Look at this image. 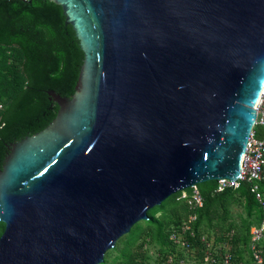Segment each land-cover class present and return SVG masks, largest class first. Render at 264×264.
<instances>
[{
	"label": "water",
	"instance_id": "1",
	"mask_svg": "<svg viewBox=\"0 0 264 264\" xmlns=\"http://www.w3.org/2000/svg\"><path fill=\"white\" fill-rule=\"evenodd\" d=\"M83 52L56 117L0 169V264H105L149 212L240 178L264 90V0H47Z\"/></svg>",
	"mask_w": 264,
	"mask_h": 264
},
{
	"label": "trees",
	"instance_id": "2",
	"mask_svg": "<svg viewBox=\"0 0 264 264\" xmlns=\"http://www.w3.org/2000/svg\"><path fill=\"white\" fill-rule=\"evenodd\" d=\"M0 47L18 49L22 55L20 77L12 72L16 85L11 101L4 111H0L1 169L12 143L41 131L56 117L59 108L53 105L47 92L53 90L64 97L74 94L83 52L72 27L65 23L61 7L47 0H0ZM211 183V186L205 188L199 185L206 202L199 212L197 227L214 229L210 226L213 221L211 214L216 210L213 205L221 201L242 204L251 219L247 221L244 230L237 225L229 226L240 229L239 242L243 246L239 249L241 256L249 243L248 231L254 222L252 218L258 217L257 224H260L263 210L250 192V184L243 183L237 192L227 191L212 196L216 182ZM260 189L264 193V183H260ZM171 199L174 200L173 197L168 200ZM165 202L160 209L166 205ZM173 208L176 209L175 217H170L167 212L161 218H156L150 211V219L145 222V228L138 226L132 229L129 236L134 237L128 241L131 247H124L127 251H122L121 264H130L137 255L134 249H138L141 245L138 243L147 238L159 246L160 250L169 246L165 230L177 224L186 210L184 205L177 202ZM0 225L3 227L1 237L5 226L3 223Z\"/></svg>",
	"mask_w": 264,
	"mask_h": 264
},
{
	"label": "built area",
	"instance_id": "3",
	"mask_svg": "<svg viewBox=\"0 0 264 264\" xmlns=\"http://www.w3.org/2000/svg\"><path fill=\"white\" fill-rule=\"evenodd\" d=\"M255 109L257 118L243 155L240 178L235 183L228 179L216 181L212 191V196L237 192L243 183H248L250 192L263 210L260 224L250 228L249 243L241 256L239 249L243 246L239 242V228L227 227L219 231L197 227L199 212L205 207L206 200L196 185L172 196L173 201L184 205L186 210L177 224L165 230L169 246L154 250L149 238L142 240L130 264H150L148 259L151 256L155 259L153 264H264V193L260 189V183H264V90Z\"/></svg>",
	"mask_w": 264,
	"mask_h": 264
},
{
	"label": "rangeland",
	"instance_id": "4",
	"mask_svg": "<svg viewBox=\"0 0 264 264\" xmlns=\"http://www.w3.org/2000/svg\"><path fill=\"white\" fill-rule=\"evenodd\" d=\"M21 63H22V55L20 53V51L18 49L15 48H3L0 47V105L3 106V110H5V108L7 107L8 103L11 101V97L14 93L13 89H14V85L15 81H13V73L15 72V74L20 77L21 73H20V68H21ZM1 111V112H2ZM0 112V113H1ZM212 183L208 182L205 184L200 185V187L202 186L203 188L211 186ZM172 198V197H171ZM165 206L162 207V209H160L161 207H156L153 210H151V214H155L156 218H161L162 215H164L165 213H169L170 217H175V210L173 208L175 202L171 200H168L167 202H165ZM216 210L212 212L211 217H212V223H210L211 228H214L215 230H223L231 225H237L239 226L242 230H244V226L246 225L247 221L251 218H249V216H247L245 208L242 204H231V203H227L226 201H221L218 204L213 205ZM258 217H254L252 218V220L254 221L253 224L249 227V231L250 228L257 224L258 222ZM147 222V221H146ZM141 226L143 228H145L146 223L145 222H141L139 224H137L135 226L138 227ZM153 227V226H152ZM156 228V227H153ZM3 229L2 225H0V231ZM248 231V232H249ZM130 235V234H129ZM125 236L123 237L116 246V249H113L111 251H109L105 257V259H107V262H105V264H121L122 261V251L125 250V252L127 251V249H125V246H129L130 243H128V241H132L134 235L131 236ZM143 239V238H142ZM141 241V239L139 240ZM142 243V242H141ZM140 242L138 243V245L141 244ZM131 247V246H129ZM150 247L154 250H156V248L161 249L159 246L155 245L154 243H150ZM129 249V248H128ZM137 250V249H134ZM139 250V248H138ZM149 263L153 264L155 262V259L153 256L149 257Z\"/></svg>",
	"mask_w": 264,
	"mask_h": 264
}]
</instances>
